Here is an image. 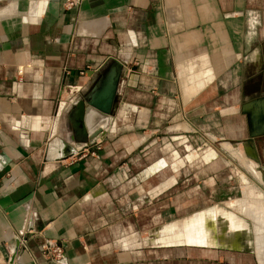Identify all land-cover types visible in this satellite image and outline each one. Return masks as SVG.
I'll use <instances>...</instances> for the list:
<instances>
[{
    "label": "crops",
    "instance_id": "obj_1",
    "mask_svg": "<svg viewBox=\"0 0 264 264\" xmlns=\"http://www.w3.org/2000/svg\"><path fill=\"white\" fill-rule=\"evenodd\" d=\"M62 1L0 0V264H58L43 254L45 239L66 264H261L253 245L202 242L195 223L211 209L168 223L163 197L183 182L168 173L182 166L177 149L159 148L172 151L171 164L132 152L146 140L139 129L165 120L184 130L216 113L220 138L247 135L235 104L249 98L240 92L251 77L264 82V0ZM108 57L126 66L124 92L102 132L79 147L76 96Z\"/></svg>",
    "mask_w": 264,
    "mask_h": 264
},
{
    "label": "rangeland",
    "instance_id": "obj_2",
    "mask_svg": "<svg viewBox=\"0 0 264 264\" xmlns=\"http://www.w3.org/2000/svg\"><path fill=\"white\" fill-rule=\"evenodd\" d=\"M123 89L124 87L119 85L120 97L117 98L116 104L123 95ZM247 92L249 98L255 94L253 91ZM245 93L241 90V97ZM244 99L240 98L239 101ZM235 107L239 109V103H236ZM212 115V120L193 122L194 126H186L184 130L168 129L174 122L169 124L166 120L155 126H147L145 131L142 129L143 132L139 129L138 133L146 134L144 136L146 140L133 150L132 157L134 156L133 159H137L136 161L146 162L152 157L156 159L162 156L171 164L172 151L160 154L159 148L168 142L170 148L177 149L183 159L182 166L177 170L170 168L168 173L169 176L174 174L175 178H180L183 182L176 188L171 186L169 190H174L169 191V196L163 197L168 200L169 214L166 218L170 221L168 223L180 224L181 218L185 219L195 211L205 212L211 209L215 223L212 229H202V224L194 222L201 230L202 242L227 244L234 248L253 245L257 259L264 264V134L248 139L244 136L220 138L222 136L220 128L224 122L220 115L216 113ZM232 129L234 133V125ZM145 144L147 147L143 148ZM206 147H211L216 156L205 160V154L202 153L200 156L185 159L188 150L195 149L197 153H201ZM82 152L90 154L89 148ZM182 194L185 205L178 208L176 205L182 202L177 201V197ZM213 220L209 218L207 222L212 225Z\"/></svg>",
    "mask_w": 264,
    "mask_h": 264
},
{
    "label": "water",
    "instance_id": "obj_3",
    "mask_svg": "<svg viewBox=\"0 0 264 264\" xmlns=\"http://www.w3.org/2000/svg\"><path fill=\"white\" fill-rule=\"evenodd\" d=\"M97 82L86 91L82 97L76 96L75 108L72 115L75 120L76 127L73 129L76 137L75 141L78 142L79 147L99 133L107 123L109 115L112 113L118 95V85L120 84L121 76L126 72L124 62L116 57H108L103 64ZM98 110V117L100 119L88 121V114L92 109ZM240 112L245 115V122L247 128V136L255 137L264 134V94L257 97H252L244 100L239 105ZM99 120H103L100 122ZM72 140V135H69ZM65 152L63 155L71 153ZM12 256H9L11 260Z\"/></svg>",
    "mask_w": 264,
    "mask_h": 264
},
{
    "label": "built area",
    "instance_id": "obj_4",
    "mask_svg": "<svg viewBox=\"0 0 264 264\" xmlns=\"http://www.w3.org/2000/svg\"><path fill=\"white\" fill-rule=\"evenodd\" d=\"M79 2H80V0H63L62 1V5H63V8L70 9V8H73V7L77 6ZM17 72L20 73L21 69L18 68ZM19 79H20V77H19ZM95 147L96 148L99 147L97 142L95 143ZM90 153L93 154V155L94 154L96 155V152H94V150H90ZM28 231H29V229L24 227L22 229V231L20 232V236L19 237H20V241L22 243H24V241H25L23 234H25ZM40 247H41V250H42L43 254L51 257L58 264H66L63 261L62 248L55 241L50 240V239H45V240H43L41 242ZM5 251H6V256H9L10 253H11L10 249L9 248H5Z\"/></svg>",
    "mask_w": 264,
    "mask_h": 264
},
{
    "label": "flooded vegetation",
    "instance_id": "obj_5",
    "mask_svg": "<svg viewBox=\"0 0 264 264\" xmlns=\"http://www.w3.org/2000/svg\"><path fill=\"white\" fill-rule=\"evenodd\" d=\"M246 85L248 87H246L245 92H247V91H251L252 92L253 91V93H255L251 97H257L259 95L264 94V82L260 81V79H255L254 80L251 77ZM247 99H249V98H247ZM248 138L249 137L246 135L245 139H248Z\"/></svg>",
    "mask_w": 264,
    "mask_h": 264
},
{
    "label": "bare ground",
    "instance_id": "obj_6",
    "mask_svg": "<svg viewBox=\"0 0 264 264\" xmlns=\"http://www.w3.org/2000/svg\"><path fill=\"white\" fill-rule=\"evenodd\" d=\"M87 118H88V121L89 122H91L93 119H95V117H94V115L91 113V112H89V114H88V116H87ZM103 120H100V122H102ZM213 214V213H212ZM203 217H204V215H203ZM205 218V217H204ZM210 219H212L213 220V217L211 216L210 217ZM203 220V219H202ZM198 224H202V229H212L213 227H214V225H215V223H214V220H213V222H212V225H211V223L209 222H207V217H206V219L205 220H203L201 223H199L198 222ZM208 231V230H207ZM219 236H221V234H219ZM220 238V237H219ZM207 242H208V240H207ZM210 242V241H209ZM210 244V243H209Z\"/></svg>",
    "mask_w": 264,
    "mask_h": 264
}]
</instances>
